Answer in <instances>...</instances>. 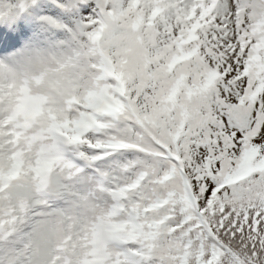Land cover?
I'll return each mask as SVG.
<instances>
[{
	"label": "snow or ice",
	"instance_id": "snow-or-ice-1",
	"mask_svg": "<svg viewBox=\"0 0 264 264\" xmlns=\"http://www.w3.org/2000/svg\"><path fill=\"white\" fill-rule=\"evenodd\" d=\"M83 9L66 155L0 137V264H264V0Z\"/></svg>",
	"mask_w": 264,
	"mask_h": 264
},
{
	"label": "clouds",
	"instance_id": "clouds-1",
	"mask_svg": "<svg viewBox=\"0 0 264 264\" xmlns=\"http://www.w3.org/2000/svg\"><path fill=\"white\" fill-rule=\"evenodd\" d=\"M82 57L71 50L28 49L24 59H0V137L19 163L66 155L61 116L70 106L68 89Z\"/></svg>",
	"mask_w": 264,
	"mask_h": 264
},
{
	"label": "rangeland",
	"instance_id": "rangeland-1",
	"mask_svg": "<svg viewBox=\"0 0 264 264\" xmlns=\"http://www.w3.org/2000/svg\"><path fill=\"white\" fill-rule=\"evenodd\" d=\"M96 0H9V3L34 6V11L26 24L31 33H41L32 41L33 49L65 48L70 40L78 42V35L82 32V21L88 18L83 6L95 3Z\"/></svg>",
	"mask_w": 264,
	"mask_h": 264
},
{
	"label": "bare ground",
	"instance_id": "bare-ground-1",
	"mask_svg": "<svg viewBox=\"0 0 264 264\" xmlns=\"http://www.w3.org/2000/svg\"><path fill=\"white\" fill-rule=\"evenodd\" d=\"M3 1L7 3V0H3ZM29 10H32L31 7H29ZM27 11H28V10H27ZM14 13H15V15L20 16L19 10H18L17 8L14 9ZM27 24H29L28 20H27ZM4 25H5V24H2L1 26L4 27ZM37 36H38V35H35V37H37ZM27 40H28V43H30L31 46H32L33 44H32V39H31L30 36L27 37ZM77 44H78V42H75V41H73V40H70L69 44L66 45L65 48H69V47H71V49H72V48L76 47ZM71 49H70V50H71Z\"/></svg>",
	"mask_w": 264,
	"mask_h": 264
}]
</instances>
